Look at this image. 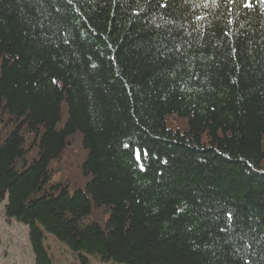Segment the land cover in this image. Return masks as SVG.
Returning a JSON list of instances; mask_svg holds the SVG:
<instances>
[{
	"label": "trees",
	"instance_id": "obj_1",
	"mask_svg": "<svg viewBox=\"0 0 264 264\" xmlns=\"http://www.w3.org/2000/svg\"><path fill=\"white\" fill-rule=\"evenodd\" d=\"M248 4L0 0V206L34 264H54L46 234L81 264H264V0ZM75 137L71 190L54 174Z\"/></svg>",
	"mask_w": 264,
	"mask_h": 264
},
{
	"label": "rangeland",
	"instance_id": "obj_2",
	"mask_svg": "<svg viewBox=\"0 0 264 264\" xmlns=\"http://www.w3.org/2000/svg\"><path fill=\"white\" fill-rule=\"evenodd\" d=\"M80 145V140L75 137L73 149L64 153L55 166L54 181L69 180L71 190L84 186L87 181L77 167V164L85 157V152ZM46 245L54 264H81L75 252L50 234H46ZM86 257L88 264H115L109 261L103 262L90 255ZM0 264H34V253L28 238V228L15 220H8L3 206H0Z\"/></svg>",
	"mask_w": 264,
	"mask_h": 264
},
{
	"label": "snow or ice",
	"instance_id": "obj_3",
	"mask_svg": "<svg viewBox=\"0 0 264 264\" xmlns=\"http://www.w3.org/2000/svg\"><path fill=\"white\" fill-rule=\"evenodd\" d=\"M249 7H251V0H249V4H248ZM230 215V214H229Z\"/></svg>",
	"mask_w": 264,
	"mask_h": 264
}]
</instances>
